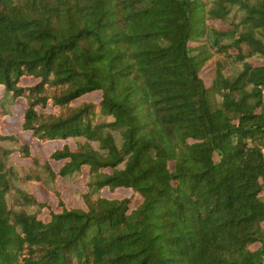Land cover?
Instances as JSON below:
<instances>
[{"label":"trees","instance_id":"16d2710c","mask_svg":"<svg viewBox=\"0 0 264 264\" xmlns=\"http://www.w3.org/2000/svg\"><path fill=\"white\" fill-rule=\"evenodd\" d=\"M263 60L264 0H0V264H264Z\"/></svg>","mask_w":264,"mask_h":264},{"label":"rangeland","instance_id":"374dc122","mask_svg":"<svg viewBox=\"0 0 264 264\" xmlns=\"http://www.w3.org/2000/svg\"><path fill=\"white\" fill-rule=\"evenodd\" d=\"M264 62V60H263ZM1 92V87H0ZM25 110V103L23 100L19 99L13 101L9 99L5 106V111L8 113L6 116V122L8 123L7 127L4 128L5 132L7 133H14L17 134L21 139H31V135L29 132H18V124L23 120V113ZM81 140V139H78ZM33 148L32 153L36 154L41 161L49 160L51 165L54 169L58 170L63 162L62 161H55L50 158L51 153L57 149L62 148L65 143H69L71 147L75 148V141L72 139L66 141H49L42 143L39 140H33ZM6 146L10 148H14L12 144L9 142L5 143ZM17 156V155H16ZM19 163L30 165L28 160H21L18 159ZM18 186L22 187L23 189L35 194L37 197L41 199H48L54 209L57 208V198L51 195H47L45 192H42L37 185L31 186L28 183H17ZM58 186L62 190V198L66 202L67 206L69 207H82L83 203L77 191L78 188L85 190V179H77L74 183L66 181L64 179H59L57 182ZM103 194L107 196H111L112 194L105 189ZM119 197L128 196L130 195V191L121 189L117 193ZM28 210L32 211L33 208L29 207Z\"/></svg>","mask_w":264,"mask_h":264},{"label":"built area","instance_id":"2783aa9c","mask_svg":"<svg viewBox=\"0 0 264 264\" xmlns=\"http://www.w3.org/2000/svg\"><path fill=\"white\" fill-rule=\"evenodd\" d=\"M263 96H264V91H263Z\"/></svg>","mask_w":264,"mask_h":264}]
</instances>
